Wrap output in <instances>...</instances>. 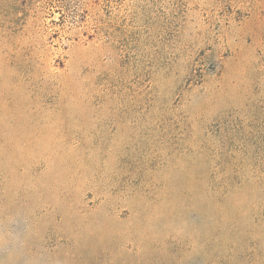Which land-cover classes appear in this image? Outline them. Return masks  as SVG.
Returning a JSON list of instances; mask_svg holds the SVG:
<instances>
[{
	"label": "rangeland",
	"instance_id": "obj_1",
	"mask_svg": "<svg viewBox=\"0 0 264 264\" xmlns=\"http://www.w3.org/2000/svg\"><path fill=\"white\" fill-rule=\"evenodd\" d=\"M0 264H264V0H0Z\"/></svg>",
	"mask_w": 264,
	"mask_h": 264
}]
</instances>
